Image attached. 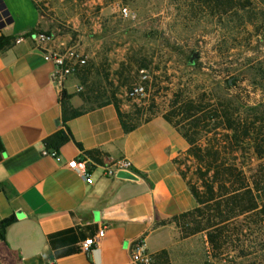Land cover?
<instances>
[{
    "label": "crops",
    "instance_id": "obj_1",
    "mask_svg": "<svg viewBox=\"0 0 264 264\" xmlns=\"http://www.w3.org/2000/svg\"><path fill=\"white\" fill-rule=\"evenodd\" d=\"M0 15L9 40L0 50V223L13 219L0 228V264H133L139 239L161 264L181 241L174 218L197 207L177 165L187 143L161 118L126 132L114 105L83 108L76 73L65 83L67 105L85 112L63 122L53 66L30 38L50 34V23L35 0H0ZM60 130L69 140L56 161L42 150ZM121 159L135 181L103 176L102 166ZM72 160L86 161L91 184L66 166Z\"/></svg>",
    "mask_w": 264,
    "mask_h": 264
},
{
    "label": "rangeland",
    "instance_id": "obj_2",
    "mask_svg": "<svg viewBox=\"0 0 264 264\" xmlns=\"http://www.w3.org/2000/svg\"><path fill=\"white\" fill-rule=\"evenodd\" d=\"M35 2L50 23V35L85 59L76 73L83 108L112 104L129 125L161 118L183 140L188 129L199 145L217 144L222 159L249 176L257 164L251 152L229 147V133L215 117L192 132L190 121L183 122L178 113L192 103L202 110L198 116H209L237 99L264 107L263 0H240L245 9L236 7L237 0L224 5L219 0ZM123 8L127 16L121 14ZM193 54L197 58L189 63ZM136 85L144 94L131 99L128 92ZM188 149L187 144L177 158L179 173L200 186L199 165ZM188 221L178 229L180 243L161 264H264V215H242L221 224L217 248L208 243L206 232L189 234L194 221Z\"/></svg>",
    "mask_w": 264,
    "mask_h": 264
},
{
    "label": "trees",
    "instance_id": "obj_3",
    "mask_svg": "<svg viewBox=\"0 0 264 264\" xmlns=\"http://www.w3.org/2000/svg\"><path fill=\"white\" fill-rule=\"evenodd\" d=\"M219 1L224 5L233 0ZM236 7L245 9L240 0H237ZM8 45V39L0 38V50ZM260 72L264 76V66L260 68ZM68 98L63 91L61 97L63 122L85 112L70 109L67 105ZM116 110L123 129L126 132L133 130L135 125L127 124L117 107ZM180 111L178 116H182L183 122L190 121L192 132L196 131L202 121L208 122L215 117L223 130L229 133L226 144L234 147L235 151H250V159H254L257 163L249 170V176H246L235 164L222 159L217 144L208 142L207 146L202 147L188 129L182 134L189 145L188 153L198 162L197 175L200 186L187 183L197 207L174 218V222L178 229H182L189 225L188 220H193L194 228L189 234L206 232L208 243L212 248H217L216 242L220 238L221 224L242 215H264V107L261 104L249 106L237 99L221 105L212 112L213 115L209 114V116L204 113L203 116H198L202 110L192 103L186 104ZM167 121L170 123L169 119ZM68 140V135H64L60 130L45 139L44 146L47 150L57 152ZM201 219L206 222L204 225ZM217 220L220 221L216 222ZM12 221L13 219H7L1 222L0 228L8 226Z\"/></svg>",
    "mask_w": 264,
    "mask_h": 264
},
{
    "label": "built area",
    "instance_id": "obj_4",
    "mask_svg": "<svg viewBox=\"0 0 264 264\" xmlns=\"http://www.w3.org/2000/svg\"><path fill=\"white\" fill-rule=\"evenodd\" d=\"M123 16L128 15L126 8L121 10ZM30 38L35 45L43 52V58L53 66L51 74L52 83L61 92L64 91L65 83L68 78L77 73V71L85 65V59L80 55L75 48H66L62 44L53 45L54 37L47 33H33ZM20 41V39L18 40ZM81 91V87L76 88V93ZM144 94V88L141 85L132 87L128 92V97L135 99ZM42 155L51 156L56 161L59 160L57 152L53 150H42ZM68 168L78 172L87 184L92 183L91 175L87 169L85 160H72L66 165ZM102 174L105 177H116L119 172L129 173L136 176L133 172L132 164L127 159H121L101 167ZM104 230H101L96 238L85 240L80 245L81 252L88 253L91 248L102 238ZM131 260L133 264H153V256L148 251L144 239H139L131 246Z\"/></svg>",
    "mask_w": 264,
    "mask_h": 264
},
{
    "label": "water",
    "instance_id": "obj_5",
    "mask_svg": "<svg viewBox=\"0 0 264 264\" xmlns=\"http://www.w3.org/2000/svg\"><path fill=\"white\" fill-rule=\"evenodd\" d=\"M3 19V16L0 15V20ZM5 23H8V21L3 20L1 25H4ZM197 58V54H193V56L190 58L189 63H192L195 59ZM117 178L119 179H124V180H131V181H135L136 177L129 174V173H125V172H119L117 175Z\"/></svg>",
    "mask_w": 264,
    "mask_h": 264
}]
</instances>
